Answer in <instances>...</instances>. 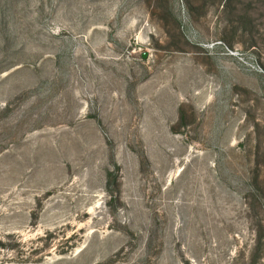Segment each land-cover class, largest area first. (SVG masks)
<instances>
[{"label":"rangeland","instance_id":"rangeland-1","mask_svg":"<svg viewBox=\"0 0 264 264\" xmlns=\"http://www.w3.org/2000/svg\"><path fill=\"white\" fill-rule=\"evenodd\" d=\"M0 264H264V0H0Z\"/></svg>","mask_w":264,"mask_h":264}]
</instances>
